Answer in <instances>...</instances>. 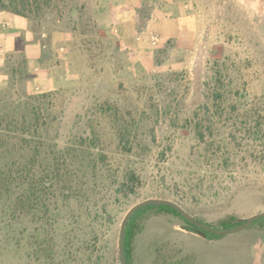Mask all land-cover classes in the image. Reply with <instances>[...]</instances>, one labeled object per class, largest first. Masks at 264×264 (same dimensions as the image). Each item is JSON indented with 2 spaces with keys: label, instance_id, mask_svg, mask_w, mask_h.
<instances>
[{
  "label": "rangeland",
  "instance_id": "374dc122",
  "mask_svg": "<svg viewBox=\"0 0 264 264\" xmlns=\"http://www.w3.org/2000/svg\"><path fill=\"white\" fill-rule=\"evenodd\" d=\"M155 1H135L129 41L101 35L92 0L0 8L23 22L0 51V264H120L121 219L150 196L213 223L264 211V0ZM128 169L134 194L117 189ZM182 223L143 219L134 264H264L259 224L207 239Z\"/></svg>",
  "mask_w": 264,
  "mask_h": 264
},
{
  "label": "trees",
  "instance_id": "16d2710c",
  "mask_svg": "<svg viewBox=\"0 0 264 264\" xmlns=\"http://www.w3.org/2000/svg\"><path fill=\"white\" fill-rule=\"evenodd\" d=\"M30 0H0V8L3 9H10V11L20 14L16 5L20 3L22 6H25ZM37 1V0H32ZM50 0H45L48 2ZM237 101L240 105H245L247 103V95L242 90H237ZM35 118H37V114H34ZM38 119V118H37ZM211 128L210 125L205 124L201 121L196 123L194 126L195 134L200 141H205L206 133L205 131H209ZM131 131L126 125H123L119 128L118 131V143L120 148L125 151H131L133 148V144L131 141ZM104 157V156H103ZM123 180L120 183V186L117 188L118 191H122L125 194H134L137 191V188L141 182L140 174L134 169H128L124 176ZM6 182V181H5ZM5 182H3L5 184ZM0 183L2 184V178H0ZM3 184V185H4ZM38 193L34 189L33 185L30 186V191H27L24 194V197L21 198V206L24 209H28L30 206H33L37 200L40 199V196L37 195ZM182 205V204H181ZM183 206V205H182ZM184 207V206H183ZM185 208V207H184ZM153 213H167L173 216H177L182 218L185 222L186 221L181 214L174 209L172 206L167 204H149L137 210L131 218L128 220L126 228H125V256H126V264H134L132 249L135 236L137 232L142 228V220L145 219L147 216ZM203 222L211 224L215 227H223V228H230L240 224L242 221L241 219L236 216L235 214H228L225 217L219 219L216 223L205 221L204 219L200 218ZM259 224L260 228L264 230V217L255 220L251 225ZM219 234H214L213 237H220ZM154 264H162L160 261V257H156L154 260Z\"/></svg>",
  "mask_w": 264,
  "mask_h": 264
},
{
  "label": "crops",
  "instance_id": "0c3cea01",
  "mask_svg": "<svg viewBox=\"0 0 264 264\" xmlns=\"http://www.w3.org/2000/svg\"><path fill=\"white\" fill-rule=\"evenodd\" d=\"M135 1L92 0V18L101 35L113 37L117 34L120 39L129 41L139 7ZM156 1L160 2L159 0ZM0 24V51L4 52L14 46L16 37L23 31V22L17 15L9 11H0ZM38 42L41 43L40 40ZM37 49L39 51L40 46ZM45 76L40 74L39 77H36L37 84L46 88L54 87L55 75L51 72Z\"/></svg>",
  "mask_w": 264,
  "mask_h": 264
},
{
  "label": "water",
  "instance_id": "95a60500",
  "mask_svg": "<svg viewBox=\"0 0 264 264\" xmlns=\"http://www.w3.org/2000/svg\"><path fill=\"white\" fill-rule=\"evenodd\" d=\"M149 204H167L172 206L174 209H176L183 218L188 221L187 223L179 224V227L185 231L192 232L194 234L203 236L207 239H213L214 234L219 235H225V234H231L236 233L242 230H245L248 228L255 220L264 217V211L251 214L245 218L241 219V223L230 227V228H223V227H215L211 224H208L206 222H203L196 216H194L192 213H190L186 208H184L178 201L168 198V197H156V196H150L146 197L142 200H139L138 202L131 205L127 211L125 212L124 216L121 219L120 222V228H119V238H118V255L120 264H126V256H125V228L127 225L128 220L131 218V216L140 208H143L146 205Z\"/></svg>",
  "mask_w": 264,
  "mask_h": 264
},
{
  "label": "built area",
  "instance_id": "2783aa9c",
  "mask_svg": "<svg viewBox=\"0 0 264 264\" xmlns=\"http://www.w3.org/2000/svg\"><path fill=\"white\" fill-rule=\"evenodd\" d=\"M150 39H151V41L154 43V44H157V43H159L160 42V36H159V34H157V33H151L150 34Z\"/></svg>",
  "mask_w": 264,
  "mask_h": 264
}]
</instances>
